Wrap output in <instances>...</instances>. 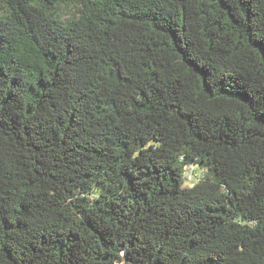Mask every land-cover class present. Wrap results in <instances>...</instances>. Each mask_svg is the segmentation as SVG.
<instances>
[{
  "label": "trees",
  "instance_id": "16d2710c",
  "mask_svg": "<svg viewBox=\"0 0 264 264\" xmlns=\"http://www.w3.org/2000/svg\"><path fill=\"white\" fill-rule=\"evenodd\" d=\"M262 45L264 0H0V264H264Z\"/></svg>",
  "mask_w": 264,
  "mask_h": 264
},
{
  "label": "rangeland",
  "instance_id": "374dc122",
  "mask_svg": "<svg viewBox=\"0 0 264 264\" xmlns=\"http://www.w3.org/2000/svg\"><path fill=\"white\" fill-rule=\"evenodd\" d=\"M203 173H199V176L198 177H195V176H193V175H191V173H190V178L193 180V181H199V178L200 177H202L203 175H202ZM198 178V179H197Z\"/></svg>",
  "mask_w": 264,
  "mask_h": 264
},
{
  "label": "snow or ice",
  "instance_id": "6c2138e0",
  "mask_svg": "<svg viewBox=\"0 0 264 264\" xmlns=\"http://www.w3.org/2000/svg\"><path fill=\"white\" fill-rule=\"evenodd\" d=\"M261 47H262V49H264V45H262Z\"/></svg>",
  "mask_w": 264,
  "mask_h": 264
}]
</instances>
